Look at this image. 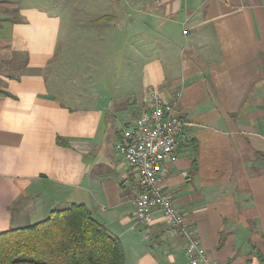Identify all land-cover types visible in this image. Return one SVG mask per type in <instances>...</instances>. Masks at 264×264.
<instances>
[{
	"label": "crops",
	"instance_id": "1",
	"mask_svg": "<svg viewBox=\"0 0 264 264\" xmlns=\"http://www.w3.org/2000/svg\"><path fill=\"white\" fill-rule=\"evenodd\" d=\"M33 1L0 0L1 232L85 205L126 264H190L161 211L139 223L136 174L116 149L154 88L181 123L164 186L190 230L210 260L264 264V0H77L92 41L77 42V74L59 65L71 47L58 15ZM81 44L121 52L124 73L93 67L88 81ZM121 73L136 84L103 79ZM19 208L32 223L13 227Z\"/></svg>",
	"mask_w": 264,
	"mask_h": 264
},
{
	"label": "built area",
	"instance_id": "2",
	"mask_svg": "<svg viewBox=\"0 0 264 264\" xmlns=\"http://www.w3.org/2000/svg\"><path fill=\"white\" fill-rule=\"evenodd\" d=\"M148 112L128 125L116 143L118 153L136 174L139 193L133 200L140 224L151 222L152 212H162L168 225L187 240L185 251L190 264H220L210 260L206 249L190 230L164 186L167 165L177 159L181 123L175 103L167 102L157 89L150 88Z\"/></svg>",
	"mask_w": 264,
	"mask_h": 264
},
{
	"label": "trees",
	"instance_id": "3",
	"mask_svg": "<svg viewBox=\"0 0 264 264\" xmlns=\"http://www.w3.org/2000/svg\"><path fill=\"white\" fill-rule=\"evenodd\" d=\"M0 264H126L121 241L85 205L0 232Z\"/></svg>",
	"mask_w": 264,
	"mask_h": 264
},
{
	"label": "rangeland",
	"instance_id": "4",
	"mask_svg": "<svg viewBox=\"0 0 264 264\" xmlns=\"http://www.w3.org/2000/svg\"><path fill=\"white\" fill-rule=\"evenodd\" d=\"M20 1V0H18ZM34 5L37 7H41L44 9H49L50 11H54L56 15H58L60 19V25H61V38L63 42L66 44L63 46L68 50V47H71V50L65 51V55L67 58H70L71 60H66L63 62H60L59 65L62 68H65L67 71L65 73H69L68 69L74 68V73L77 74V42L80 43L81 39L80 37H85L88 42H92L90 37V33L88 29H83V30H77V24H80L77 22V0H49V4H46L45 1H38L35 0L33 1ZM102 10L100 8H95L93 12L88 13L89 16L95 15L102 13ZM81 47L83 48L84 51L87 52V55L83 59H87L86 68L83 70L82 75H86L89 80H91V76L87 74H93L94 72H91V68H96L97 73H103L105 74V68H108L110 73H115V70H121L124 73L126 61L123 57H121V52L119 48L120 55L117 53L115 57H113L111 61V54L110 53H90L92 48H95L94 45H89L85 44L82 45ZM121 47V45L119 46ZM114 50V47L111 49ZM101 50H98L97 52H100ZM79 58V57H78ZM81 58V56H80ZM75 60V61H74ZM123 60V62H122ZM123 63V64H122ZM122 64V67L120 66ZM73 65L75 67H73ZM120 66V67H118ZM118 67V68H117ZM126 73V72H125ZM101 78V77H100ZM103 79H108L110 83L116 82L121 86L123 89L125 88L127 83V78L124 77L121 73L119 77H108V78H103ZM101 79H97V81H100ZM131 81H135V84L137 82L136 78H133ZM131 81H128V84H130ZM114 86V85H113ZM30 210L26 209H17L14 212V220H13V227H17V225H25L26 223H32V222H27L29 219H31L30 216ZM35 224V223H33ZM32 224V225H33ZM3 231V229L0 228V232Z\"/></svg>",
	"mask_w": 264,
	"mask_h": 264
}]
</instances>
